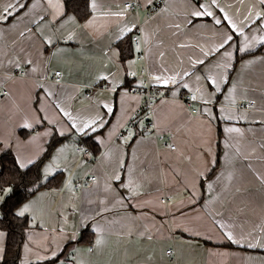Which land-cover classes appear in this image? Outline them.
<instances>
[{
  "label": "crops",
  "instance_id": "0c3cea01",
  "mask_svg": "<svg viewBox=\"0 0 264 264\" xmlns=\"http://www.w3.org/2000/svg\"><path fill=\"white\" fill-rule=\"evenodd\" d=\"M131 1L135 0H97L100 7L95 12L90 9L91 15L83 21L68 13L76 23L65 22L63 28L41 23L43 35L55 43V47L47 46V51L41 39L19 35L28 27L35 30L30 21L39 22L42 8L32 10L14 26L0 24V89L4 87L7 92L0 96V144L11 145L13 154L24 158H37L51 139L42 135L44 126L34 131L22 127L26 119L30 123L35 119L37 97L44 110L41 114L59 120L57 127L67 132L66 118L57 104L86 119L97 113L104 115L103 105L115 103L116 94L107 86L94 88L89 97L85 92L96 85L101 75H108L111 83L125 78L123 67L110 58L116 51L120 29L137 26L138 30L130 34L138 32L139 53L144 55L139 60L136 53L129 71L137 75L126 77L132 82L128 98L115 106L114 115L105 116L110 124L98 133L103 143L92 140L99 146V154L76 153L74 148L80 137L74 133L63 139L61 146H66V150L58 160L60 167L53 173L60 174V182L42 189L45 195L35 211L27 215L31 229L22 245L19 264L25 260L28 264H45L37 259V254H46L45 245L63 246L66 236L74 230L79 238L75 255L80 264H264V182L258 178L264 177V48L235 63L237 57L261 45L257 40L264 32L245 27L253 47L237 52V43H233L227 48L232 53V59L227 61L223 49L214 51L220 39L217 29L222 32L224 25H212L207 18L194 21L195 26L189 25V0H164L151 14L150 7L144 6L146 0H138L137 9L126 8L124 3ZM8 2L15 0H0V7ZM218 2L237 24L257 4V0ZM165 7L167 10L162 12ZM255 10H259L258 4ZM121 11L123 17L110 15ZM93 17L94 27L83 28L86 20ZM173 23H180L181 29L170 27ZM69 33H74L72 41L65 39ZM137 42L133 41L134 47ZM182 44L186 46L181 47ZM201 48L210 55L204 56ZM197 59L205 60L207 68L197 65L203 70L196 75L224 78L214 112L223 108L220 115H231V120H210L197 111L200 103L194 102L193 111L181 99L190 95L188 90L171 86L181 93L174 97L152 79L156 75H176L191 87L195 77L184 73L192 72V62ZM26 60L33 63L27 65ZM17 62L19 69L15 68ZM225 63L230 67H216ZM31 68L37 71L32 72ZM55 70L61 71L59 83L55 81ZM141 84H149L161 95L152 104L151 119L155 132L167 133L174 149L153 132L134 135L124 142L128 131L134 132L129 123L143 104L142 95L136 92ZM39 85L44 86L43 91ZM233 87L235 91L229 95L228 90ZM46 92L52 95L46 96ZM120 95H124V90H120ZM247 101L253 103L252 108L238 107ZM226 127L239 128L241 132L225 133ZM33 136L36 140L29 143ZM3 151L0 149V154ZM205 153L216 161L212 166L214 175L208 171ZM95 157L96 180L75 190L74 182L88 171L87 159ZM200 173L210 176L211 190L207 187L209 180L201 179ZM116 175L121 176L120 181L114 179ZM69 176L71 186L65 187ZM129 178L131 187L137 189L135 195L120 186L127 184ZM163 197L169 199L162 202ZM33 216L43 228L32 226ZM85 219L104 229V242L99 247L94 246L95 233L90 232L86 241L80 240L78 225ZM229 231L239 243L226 239ZM0 232L4 233L0 237L1 260L6 233ZM168 248L172 249L170 255L165 252Z\"/></svg>",
  "mask_w": 264,
  "mask_h": 264
},
{
  "label": "snow or ice",
  "instance_id": "6c2138e0",
  "mask_svg": "<svg viewBox=\"0 0 264 264\" xmlns=\"http://www.w3.org/2000/svg\"><path fill=\"white\" fill-rule=\"evenodd\" d=\"M163 0H159V3H162ZM158 0H146L145 7H152L153 5L159 6ZM189 4L191 6V11L187 12V17L190 19L187 20L189 25L195 26L194 21L201 20L207 18L208 21L212 25L220 26L224 25V30L221 32L217 29V35L220 37L218 46L215 47L214 51L219 52L223 49L222 55L226 58L227 61L232 59V53L227 50L230 48L233 43H237V52H246L253 47L252 43L249 40V37L245 35V27L249 29V31L257 30L264 32V0H257V4L259 6V10H255L257 4H254L252 8L249 9L247 15L244 17V20L240 21V24H237L235 20L222 8L218 2V0H189ZM89 7L92 12H95L100 5L97 3V0H89ZM127 7H131V5H126ZM37 8H42V13L39 18V22L32 20L30 23L34 26L28 27L26 31H21L19 35L21 37H35L37 39H41L43 44L46 46L55 47V43L52 38L43 35V29L41 28V23H46L49 26L55 28L59 25L60 28L64 27L65 22L76 23V19L74 16H70L66 10V0H15V2H8L4 4V6L0 7V24H6L9 26H14L19 20L27 17L32 10ZM166 7L162 10L166 11ZM162 14V13H161ZM91 15V13H89ZM105 15H109L106 13ZM110 15H115L117 17H123L124 12L111 13ZM247 21V23H245ZM95 18L87 19L83 24V28L91 29L94 27ZM175 29H181L180 23H173L169 25ZM137 26L133 24L131 27L120 29V35L118 39L123 43L124 38L128 36V34L137 31ZM242 38V39H241ZM60 39V37H57ZM67 41H72L74 39V33H69L65 38ZM253 39H256L255 37ZM129 44V48L127 49L129 56H132L133 53H139V44L136 43L135 47L132 46V41H127ZM257 43L264 44V35H261ZM181 47H185L186 45H180ZM227 46V47H226ZM116 51L112 54V57L116 60L118 64H120L125 72V78L119 80V82L111 83L109 82L108 75H101L98 77L96 86L103 88L107 86L111 92L116 94V101L113 105L104 104L103 108L106 109L104 115H100L97 113L86 119H81L79 116H75L72 112L65 110L60 105H56V108L59 109L60 114L66 118L67 124V132L65 130L59 129L57 126L59 125V120L49 119L47 116L42 115V111H44L40 105V99L37 97L36 107L34 109L36 113L35 119L30 123L27 119L25 120L22 127L24 129H32L35 130L38 126H44L45 131H43L42 135L44 137H51V142L49 144V148L47 151L40 154L37 158H24L19 155L15 156L12 164L15 166L17 174L19 175L20 182L15 185H0V214L7 215L11 213L13 216L17 218H26L28 214L33 213L35 211V207L40 201L41 197L45 195V192L42 189L48 188L53 180L56 179V176L53 175L54 171L60 167L58 160L60 156L65 152L66 146H61L64 143L63 139H58L57 137H62L64 139L67 138L68 133H74L76 136L81 137L82 139L79 141L80 144L87 145L88 140L92 139L99 143H103L101 140L100 133L101 129H104L106 125L110 124V121L105 119V116L114 115V108L119 104L123 99L128 98V90L131 89V83L126 80L128 75L135 77L136 72H130L129 69L135 63V57L133 56L131 59L129 56H124V49L121 45H116ZM203 52L204 56H209L210 52L205 51L203 48L200 49ZM56 55V53H53ZM25 64L31 65L32 60L24 61ZM209 64L211 61L208 62ZM197 65L204 66L207 68L205 60L197 59L192 62L193 70L192 72H185L184 76H194L195 79L193 81V86L190 87L189 83L184 82L181 78L177 79L176 75H156L153 76L152 79L156 81L161 87H164L169 90V92L175 97L177 95H181L178 93L175 88L171 86H176L177 88H182L184 90H188L190 93L189 99L193 102H198L201 104V108L197 111L201 112V114L207 116L211 119H224L231 120V115H220L225 111L223 108H219L214 112V109H217V104L219 103V95L222 92L221 84L224 83V78H216L212 75H196L197 71H202L203 69H197ZM20 63L17 62L15 64V68L19 69ZM217 68L220 67H230V64L225 63L223 65L217 64ZM32 72H36V68H31ZM211 71V69H209ZM56 77H59L61 74L56 72L54 74ZM59 83V80H57ZM140 87H147L146 85H139ZM39 88L43 91L44 86L39 85ZM120 90H124V95H120ZM229 95L235 91V88H231L228 90ZM51 92H46V96H51ZM226 97L225 99H227ZM235 103V101H232ZM47 125H52L51 128H47ZM224 132L231 133H240L241 129L235 127H226L224 128ZM135 135L131 130L128 131L127 137H125L124 142L127 143ZM36 136H33L29 143H32L36 140ZM168 147H172L168 145ZM0 149L6 150L7 152L11 151V145L9 144H0ZM74 151L82 152L84 155H90L91 153L88 151L87 147L81 148L79 145L76 146ZM207 157L208 171L214 175L212 172V166L216 163L214 159L208 157L207 153H205ZM4 167L3 158H0V169ZM121 167L123 165L121 164ZM201 179H208L209 182L207 187L209 190L213 188L212 183L210 182V176L205 177L204 173L199 174ZM222 175V173H221ZM264 182V177H258ZM115 180L120 181L121 176L116 175L114 177ZM231 179V177H229ZM71 177L67 178V182L65 183V187L71 186ZM132 181L129 178L127 184H121V187L129 188L133 195L136 194L137 189L132 188ZM33 227L43 228V225L36 222V217L33 216ZM81 236L85 233L92 232L97 235V238L94 241V246L99 247L103 244V231L104 229L96 223L95 226L92 222L87 219L82 220L79 225ZM221 227H224L221 225ZM61 233H63V228L59 229ZM192 235H198V233H191ZM4 235L3 232H0V237ZM225 237L228 241L233 243H239L238 239H235L232 232H226ZM31 239V237H30ZM79 238L75 232V230L68 234L65 238L64 245H57L55 247H51L50 245H45V255L37 254V259L42 260L45 264H80V261L77 260L75 253L79 251L78 248ZM248 247H255L254 244H248ZM25 249L31 251L28 248V245H25ZM93 249L90 247L88 249L91 252ZM24 264H28V261L25 260Z\"/></svg>",
  "mask_w": 264,
  "mask_h": 264
},
{
  "label": "trees",
  "instance_id": "16d2710c",
  "mask_svg": "<svg viewBox=\"0 0 264 264\" xmlns=\"http://www.w3.org/2000/svg\"><path fill=\"white\" fill-rule=\"evenodd\" d=\"M66 10L67 13H73L79 21H83L89 16L90 13L89 0H66ZM129 38L132 41V34H128V36L124 38L125 42L122 43L120 40H118L115 43V46L121 45V47L124 49V56H129V53L127 51V49L129 48V44L127 43ZM132 46H133V41H132ZM263 48H264V44H261L256 49L250 52H246L243 55H240L239 57H237L235 63H237L238 59L242 56H250L261 53L263 51ZM135 55L136 53H133L132 56H129V58H132ZM148 120H149V116L145 109H141L138 114L132 117L131 122L135 135L145 133L141 130L140 126L142 123ZM57 138L64 139L62 137H57ZM51 139L45 151L48 150ZM81 139L82 138L80 137L79 140ZM87 146L90 147V151L92 155L95 156L96 154H99L100 152L99 146L95 142H93L92 139L88 140ZM14 157L15 155L13 154L12 151L7 152L5 150L0 154V158H3V164H4V167L0 169V185H4V186L15 185L20 182V178L19 175L17 174L16 168L12 164ZM214 170L215 168L212 170V172H214ZM55 176L56 179L53 180L46 189H50L59 184L60 174L56 173ZM30 229L31 227L29 225V219L27 217L17 218L13 216L11 213H8L7 215L0 214V231H4L6 233L4 252L2 259L0 260V264H19L21 248L24 241L26 240L27 234L29 233ZM90 236H91L90 232L85 233L82 236L80 233V240L86 241L90 238Z\"/></svg>",
  "mask_w": 264,
  "mask_h": 264
},
{
  "label": "built area",
  "instance_id": "2783aa9c",
  "mask_svg": "<svg viewBox=\"0 0 264 264\" xmlns=\"http://www.w3.org/2000/svg\"><path fill=\"white\" fill-rule=\"evenodd\" d=\"M158 3H159V0H158ZM164 3V0L162 3H159V6L157 5H153L152 7L149 8L148 10V13L151 14L153 13L154 11H156L157 9H159ZM126 5H131V7H127L129 9H137L138 7H140V2L138 0H135V1H131V2H126L124 3V6L126 7ZM65 39H62V41H64ZM139 40V34L138 32L134 35H132V41H135L137 42ZM137 59H144V55H143V52H140L139 54H137L136 56ZM56 72H59L61 74V71L60 70H55L54 73ZM130 72H133V71H130ZM142 73L145 72V69H142L141 71ZM22 73V72H20ZM130 78H134L133 76L131 75H128ZM61 79V75L59 77H56L55 76V81L59 80L60 81ZM147 87H140L136 92L141 94L142 97H143V104L141 105L139 111L141 109H145L148 113V116H149V120L142 123L140 128L143 132L147 133V131H150V133H156V137L157 139H159L160 141H162L164 144H169L171 145L172 147H170L171 149H174V144L170 143V138H169V135L165 132H155V125L151 119V107H152V104L153 102L160 98V94L159 93H156L152 90L151 86L149 84H146ZM94 88H100V87H97L96 85H93L91 87H88V89L86 90L85 92V96L89 97L90 94H91V91L94 89ZM105 88V87H103ZM7 92L5 90L4 87H2L0 89V96H3L5 95ZM181 99L185 102L186 105L190 106L192 108L193 111H195L196 109L193 108V104L194 102L191 101L189 99V95H183L181 97ZM238 107L240 109H250L253 107V103L250 102V101H247V102H241L238 104ZM136 115V114H135ZM134 115V116H135ZM133 116V117H134ZM130 125L132 124V122L129 123ZM122 133V132H121ZM120 135V133H119ZM79 145V147L81 148H84V147H87L88 148V151L91 153L90 151V147L87 146V145H84V144H80L79 142H77L75 144V148L76 146ZM74 148V149H75ZM76 153H82V152H79V151H75ZM83 154V153H82ZM84 155V154H83ZM91 155V154H90ZM96 157L95 158H89L87 159L86 163L88 165V171L86 172V175H84L81 179H78L77 181L74 182L73 184V187L75 190H79L81 188H83L84 186H86L88 183L90 182H94L97 178L96 176V172L94 170V161H95ZM169 199V197H163L161 198V201L162 202H166L167 200ZM92 248V245L89 246V248ZM168 255H170L172 253V249L168 248L166 249L165 251Z\"/></svg>",
  "mask_w": 264,
  "mask_h": 264
},
{
  "label": "water",
  "instance_id": "95a60500",
  "mask_svg": "<svg viewBox=\"0 0 264 264\" xmlns=\"http://www.w3.org/2000/svg\"><path fill=\"white\" fill-rule=\"evenodd\" d=\"M150 133V131H147V134Z\"/></svg>",
  "mask_w": 264,
  "mask_h": 264
}]
</instances>
